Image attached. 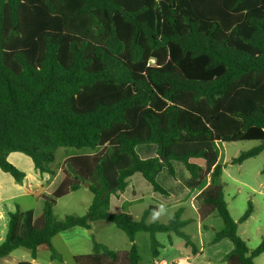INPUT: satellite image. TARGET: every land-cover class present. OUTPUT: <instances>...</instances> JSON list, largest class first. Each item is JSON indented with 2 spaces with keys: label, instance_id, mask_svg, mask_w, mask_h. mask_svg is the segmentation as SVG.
I'll return each instance as SVG.
<instances>
[{
  "label": "trees",
  "instance_id": "obj_1",
  "mask_svg": "<svg viewBox=\"0 0 264 264\" xmlns=\"http://www.w3.org/2000/svg\"><path fill=\"white\" fill-rule=\"evenodd\" d=\"M241 141L260 144L232 164L264 152V0H0V169L22 183L26 173L8 159L22 153L55 177L30 211L8 213L0 259L24 248L33 259L48 251L61 260L53 238L97 221L122 230L131 247L94 242L76 264H139L142 232L154 258L158 233L194 247L181 211L169 223H148L149 210L139 221L128 210L149 187L168 195L158 175H174L180 162L200 219L223 220L213 241L233 243L227 263L256 264L264 236L251 249L239 234L253 203L232 217L220 161L222 143ZM149 145L156 150L142 158L137 148ZM60 148L88 153L53 170ZM85 183L93 195L86 214L58 220L57 200Z\"/></svg>",
  "mask_w": 264,
  "mask_h": 264
},
{
  "label": "rangeland",
  "instance_id": "obj_2",
  "mask_svg": "<svg viewBox=\"0 0 264 264\" xmlns=\"http://www.w3.org/2000/svg\"><path fill=\"white\" fill-rule=\"evenodd\" d=\"M258 141H241L222 143L220 150V161L224 168L223 182L225 184V196L229 205V210L235 220H239L248 208L249 201H252L254 212L250 219L239 226L240 236L248 243L251 249H255L264 236V152L255 158H251L242 164H232V159L237 158L242 152L249 151L258 146ZM156 146H140L137 152L143 158L152 154ZM86 154L87 149L77 150L75 148H60L56 152V160L51 165L53 170L63 167L67 157L74 154ZM147 158V157H146ZM10 160L16 163L21 171L30 173L35 171L34 164L30 157L22 153H12ZM6 174V173H5ZM10 176V175H6ZM11 177V176H10ZM9 177V178H10ZM13 178V177H11ZM158 183L171 196L161 194L151 195V188L143 190L144 201L129 207V213L139 221L143 213L149 210L148 223L160 222L169 223L179 209H185L189 222L183 231L191 238L196 246L201 244L205 248L202 257L193 259L192 247L186 246L185 240L174 233H158L156 239L161 243L160 256L154 258L151 249V240L148 233H139L136 236V243L140 249L141 262L139 264H156L165 262L166 264H227L226 256L234 249V245L229 239H224L219 244H211L210 240L216 231L223 228V220L214 214L211 218L204 220L202 231L205 232V244L198 233L199 215L191 207V197L187 198V191L190 186V175L184 165L174 162V175H170L164 169L158 176ZM21 189L22 183L18 184ZM21 192V193H20ZM15 199L1 202L0 197V238H5L8 225V213L14 212L19 207L24 213L34 207V200L27 196L25 191L14 190ZM20 193V194H18ZM193 196V195H192ZM180 198L185 199L178 202ZM93 199L92 193L85 188L72 192L68 196L57 200L54 208L58 220H63L67 215L83 216ZM36 204V203H35ZM196 208H200L199 203L194 200ZM156 210H150V208ZM2 212V213H1ZM3 214V217H1ZM80 228V229H78ZM210 238V240H209ZM0 240V244H1ZM94 242L102 243L116 252H125L130 249L131 244L127 235L114 224L105 221H97L88 230L83 227H75L67 232L58 234L53 238V246L61 256V260H52L51 253L42 251L38 255V264H76L75 256L92 253ZM173 242V244H171ZM208 257H211L209 261ZM18 259L31 262L30 251L24 248L15 252L5 264H16ZM36 264L35 262H31ZM256 264H264V254L256 259Z\"/></svg>",
  "mask_w": 264,
  "mask_h": 264
},
{
  "label": "crops",
  "instance_id": "obj_3",
  "mask_svg": "<svg viewBox=\"0 0 264 264\" xmlns=\"http://www.w3.org/2000/svg\"><path fill=\"white\" fill-rule=\"evenodd\" d=\"M154 153V152H153ZM152 153V154H153ZM152 154H150V155H148V156H151ZM11 155V154H10ZM10 155H9V157H8V159H9V161L10 162H12L13 163V161H11L10 160ZM148 156H146V157H148ZM146 157H143V158H146ZM13 164H15L16 166H18L16 163H13ZM174 165V164H173ZM225 166V165H224ZM60 170V169H59ZM7 174H5L1 169H0V197L2 198L1 199V202H4V201H7V200H12V198L13 199H15V196L16 195H13L14 193V190H18V191H21L22 190V192L23 191H25V194L27 195V196H30V197H32L33 198V200H34V205H35V203H36V201H37V198H38V196L45 190V189H47L51 184H52V182L54 181V179H55V177L54 176H52V175H50L49 173H44V174H41V173H39L37 170H35V171H32V172H30V173H27L26 172V178L24 179V181L22 182V187H21V189L19 188V186H18V184L19 183H17V182H15V180L13 179V178H11L10 176V178L8 177V176H6ZM159 176V175H158ZM158 179V178H157ZM190 180H191V177H190ZM82 188H85V189H88L87 187H85V186H83ZM80 190V189H79ZM166 190V189H165ZM167 191V190H166ZM21 193V192H20ZM20 193H18V194H20ZM152 194L151 195H155V193H153V192H151ZM187 198H189V197H191V207H192V209H194L195 211H197L198 212V208H196V206L193 204V201L195 200V198H196V196L198 195V193L196 192V191H194L193 189H191V188H188V191H187ZM167 194L168 195H166V196H171V193H169V191H167ZM193 195V196H192ZM185 199H183V198H180L179 200H178V202H182V201H184ZM228 207H229V205H228ZM152 210H158L157 209V207L155 208L154 207V209H152ZM178 211H181V220H183V221H186V222H189V217H188V215H186V210L185 209H179ZM177 211V212H178ZM2 213V212H1ZM198 215H199V223H198V228H197V230H198V233H199V236H200V238L201 239H203V242L202 243H204L205 244V240H204V237H205V232H208L209 231V229L208 230H205L204 229V231H202V223L204 222V220L202 221L201 219H200V214H199V212H198ZM214 215V214H213ZM213 215H211L210 217H208V218H211ZM1 217H3V214H1ZM207 218V219H208ZM206 219V220H207ZM236 221H238V220H236ZM246 223V222H245ZM93 225V224H92ZM241 225V224H240ZM239 225V226H240ZM78 229H80V228H78ZM71 230V229H70ZM65 232H67V231H65ZM216 232H218V231H216ZM216 232H215V234H216ZM63 233V232H62ZM61 234V233H60ZM215 234H214V236L211 238V240H210V238H209V240H210V242H211V244H219L220 242H222V240L221 241H219V242H214L213 240H214V237H215ZM0 240L1 241H3V238H0ZM224 240V239H223ZM171 244H173V242L171 243ZM233 244V243H232ZM189 247H191V246H189ZM19 249H21V248H19ZM19 249H16L15 251H13L12 253H11V255L9 256V257H7V258H4V259H0V264H5L6 262H7V259H9L15 252H17ZM192 252H193V259H189V260H195L196 258H200V257H202L203 255H204V253H205V248H204V246L201 244L200 246H196L195 244H194V247H192ZM232 252V251H231ZM30 258H31V262H35L36 264H38L37 263V259H33L32 258V256H31V252H30ZM208 259H209V261L211 260V257L209 258L208 257ZM22 261H24L23 259H18V261L16 262V264H19L20 262H22ZM163 262V261H162ZM228 264V263H227Z\"/></svg>",
  "mask_w": 264,
  "mask_h": 264
},
{
  "label": "water",
  "instance_id": "obj_4",
  "mask_svg": "<svg viewBox=\"0 0 264 264\" xmlns=\"http://www.w3.org/2000/svg\"><path fill=\"white\" fill-rule=\"evenodd\" d=\"M161 160L164 161L165 158L164 157H161ZM84 186L88 188L89 187V184L88 183H85Z\"/></svg>",
  "mask_w": 264,
  "mask_h": 264
},
{
  "label": "built area",
  "instance_id": "obj_5",
  "mask_svg": "<svg viewBox=\"0 0 264 264\" xmlns=\"http://www.w3.org/2000/svg\"><path fill=\"white\" fill-rule=\"evenodd\" d=\"M156 264H166V263H165V262H159V263H158V262H156Z\"/></svg>",
  "mask_w": 264,
  "mask_h": 264
}]
</instances>
